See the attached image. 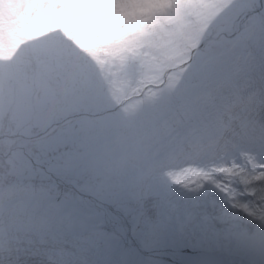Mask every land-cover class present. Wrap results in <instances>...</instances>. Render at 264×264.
<instances>
[{
	"label": "rangeland",
	"instance_id": "obj_1",
	"mask_svg": "<svg viewBox=\"0 0 264 264\" xmlns=\"http://www.w3.org/2000/svg\"><path fill=\"white\" fill-rule=\"evenodd\" d=\"M0 17L11 24L10 30L16 37L23 40L22 44L29 43L31 46L35 45V39L41 35L50 36L52 39L68 40L83 34L79 33L80 31H98L103 32L102 35L105 36L106 31L112 30L110 35H106L101 40L100 45L103 47L102 53L114 58L125 50L123 47L118 49L114 45L126 36L137 35L142 47L150 48V51H160V63L153 60L152 63L144 65L146 70L143 77L145 81L155 83V86H161L166 82L168 88L160 89L165 99L171 96L170 92L174 94L178 86L189 82L195 85L203 84L207 77L215 76L216 72L222 69L220 60L228 66L235 62L238 54L245 60L248 58L254 60L256 64L252 66V63L248 64L251 66L248 67L249 76L245 75L240 80L227 83L225 87H222V98L217 104H210V107L206 104L207 106L202 107L204 110L200 108H198L199 111L190 110V123L185 124L180 131L177 128L175 133H179L172 135L171 138L162 137L163 140L155 155H152V148L156 142L153 138L155 135L150 132L141 134L145 123L140 121L141 124H138L139 120L136 122V116L139 113L147 115V123L152 124L156 119L155 116L152 117L154 104L146 98V95L136 94L140 97L134 103L132 112L123 107L120 115L124 120L118 122L126 125L128 135L140 136L142 143H151V151L142 157L146 160L144 164L160 162L154 164L157 167L153 173L140 168L141 165L135 161L138 155L134 150L127 151L124 155L117 145L118 137L114 134L115 132L109 130L110 134L106 136V131L98 122L85 121L82 126H77L75 130H71V133L64 136V141H67L70 146L74 143L78 146L76 145L78 138H81V149L79 154L75 155L79 159H76L78 162L86 160L90 163V174L82 180L88 181L92 189L78 190L86 197L79 201L80 212L74 211L87 223L91 222L94 225V231H100L98 232L100 236L95 240L98 256L94 260L98 262L86 261V263L176 264L174 263L176 257L178 259L188 255L184 264H196V260L201 264L203 259L208 264H212L207 254L230 257L228 251L222 254V250L217 252L216 248L233 250V258H230L232 264H249L244 262V255L245 257L252 255L255 260L261 258L264 261V249L258 247L256 238H243L244 234L241 231H236L240 236L234 238L233 232L222 229L224 221L217 214L212 215L207 207H201L204 199L201 196L196 197L199 189L207 181L205 179L207 176L202 172L204 165L211 164L215 159L225 158L228 154L232 160H235L234 154L238 150L255 156L260 155L251 146L256 144L260 147L261 143H264V133L247 139L243 138L242 141L234 139L236 144H233L234 146L228 151L223 150L222 153L213 152L209 157L204 155L191 161H183L181 155L182 161L169 163L170 157L185 145L178 139L185 136L186 131L190 130L194 132L193 134L201 136L203 133H209L211 126H216L223 120L219 111H222L221 106H224L227 101L233 97L236 98L237 102H233L230 107L235 108L245 96L260 89L259 95L264 94V0H0ZM201 19L209 23H202ZM210 35L211 37L201 44V49L198 48L202 39ZM89 44L87 42L84 46H90ZM36 45H39V42ZM5 47L6 52L14 49L13 44L5 45ZM81 67H85L83 61H81ZM98 68L101 67L98 66ZM121 72L117 75L118 77L128 74L127 70L122 69ZM81 79L80 75L79 81ZM109 85L117 88L111 81ZM142 86L147 87L143 79L139 85L132 80L129 83L125 81L122 83L123 89L128 93H139ZM91 87L90 84L88 90L77 93L76 99L80 102H82L81 99H88L91 104H98V106L110 104L109 100H112L114 103L110 105L111 109L108 111H112V108L120 101L115 97L116 92L107 94L103 91L102 94L98 93L95 96L97 91H90ZM119 93L122 94V92ZM69 94L74 96L73 93ZM88 95L91 99L87 97ZM59 99L68 101L64 96H60ZM240 106L236 113L226 118L227 123L243 111L242 105ZM160 109V116L167 115L165 108ZM88 116L93 117L94 114ZM115 116L118 118L116 114ZM128 117L132 119L127 120ZM110 119L113 121V116ZM110 125L107 123L108 127ZM253 125L264 128V114L258 117ZM94 129L100 133L93 134L91 131ZM109 137L112 141L108 140ZM105 142H110V148L107 146V149L103 148L104 151L98 155V158H90L88 154H85L86 146ZM52 144L58 147L63 145L58 142ZM165 156L167 158H164ZM46 157L44 155V158ZM57 157L53 167L49 168L53 172L66 174L64 170H56L57 160L63 156L58 154ZM148 158L150 161L147 160ZM165 159H168V162L161 170V162ZM261 163H264L263 159L258 160V173H262L259 166ZM141 177L153 178L155 185L158 186L155 189L160 202L158 216L154 221L142 222L140 219L142 211L133 213L132 206L129 205L136 198L137 193L126 192V190L132 186L134 180ZM107 182L120 185L122 191L114 194L105 191L104 184ZM210 184L213 185L212 182ZM260 184L264 188V180ZM231 187L232 190L228 191L237 194L238 188ZM203 198H206V195ZM253 199L261 200L258 196ZM70 203L67 202L65 206H70ZM142 204L140 200L139 206ZM236 205L232 207L234 213ZM228 213L229 211H226L224 215ZM195 230L202 231L203 240L197 237ZM221 232L226 236L225 238L218 235ZM232 241H238V243L232 245ZM26 259L21 255V261L25 262ZM31 260L37 264L55 263L47 262L44 257L38 256H33ZM217 260L222 262L221 258ZM212 261L216 262V259Z\"/></svg>",
	"mask_w": 264,
	"mask_h": 264
},
{
	"label": "trees",
	"instance_id": "obj_2",
	"mask_svg": "<svg viewBox=\"0 0 264 264\" xmlns=\"http://www.w3.org/2000/svg\"><path fill=\"white\" fill-rule=\"evenodd\" d=\"M5 29L4 22H0V231L5 227L22 225L27 229L35 228L41 233L47 225L58 226L64 221L66 226L76 225L77 229L87 230V234L83 235L91 243L97 236L93 230L94 225L91 222L87 223L74 212L75 210L80 212L79 201L86 197L80 194L78 189L86 188L89 191L92 189L88 181L82 180L90 174V163L86 160L78 162L79 158L75 156L81 149V138H78L76 144L78 146H75V143L70 146L64 141V136L77 126H82L85 121L98 122L106 131V136L112 130L115 132L118 137L117 145L124 155L127 151L134 150L138 159L134 155L133 157L141 165L140 168L150 172L149 168L143 167L146 160L142 157L151 151V143H142L140 136L128 135L126 125L118 122L124 120L120 115L123 107L132 112L134 103L140 97L136 94L146 95L154 104L152 117L155 116L156 119L153 123L148 124V116L139 113L136 122L139 120L138 124H141L140 121L145 123L141 134L150 132L155 135L153 138L156 142L152 148V155H155L163 140L162 137H167L174 129L190 123V110L199 111L198 108L203 109L206 104L207 107H210V104H217L222 98V87L240 80L245 75L248 76L250 74L248 67L256 64L249 58L243 59L240 54L236 55L238 57L235 62L229 66L220 60L222 69L216 72L215 76L207 77L203 84L195 85L189 82L178 86L175 93L169 91L171 96L165 99L160 89L168 88L166 82L161 86H155V83L147 82L143 77L146 70L144 65L152 63L153 60L160 63V51H150V48L142 47L137 35L120 39L114 46L118 49L123 47L125 50L114 58L102 53L103 47L100 45L101 40L110 35L112 30L106 31L105 36L102 35L103 32L80 31L79 33L83 34L68 40L41 35L35 39V45L31 46L29 43L22 44L23 40L12 32L5 34ZM86 41L90 46H84L87 44ZM37 42L39 45H36ZM11 44L14 45V49L6 52L5 45ZM81 61L85 67H81ZM250 63L251 66L248 65ZM188 67L189 65L186 69ZM122 69L127 70L128 74L118 77ZM80 75L82 79L79 81ZM142 79L147 87L142 86L139 93H128L122 87L124 81L129 83L132 80L139 85ZM110 81L117 88L109 85ZM90 84L92 85L90 91H97L95 96L105 91L107 94L116 92L115 97L118 100L126 97L128 99L112 111H108L114 103L112 100H109L110 104L105 103L103 106L91 104L88 99L78 101L76 99L78 94L88 90ZM69 93H73L74 96ZM60 96L66 97L68 101L59 99ZM87 97L91 99V96ZM232 103L233 101H227L225 105L230 106ZM160 108H165L167 115L160 116ZM89 114L94 116L90 117ZM112 116L113 121L110 119ZM107 123L111 125L108 127ZM91 132L100 133L96 129ZM108 140H111V137ZM56 142L63 145L58 147L52 144ZM109 143L90 144L83 148L85 147V154L90 158H98L104 151L103 148L109 147ZM58 154L63 157L57 160L58 165L55 168L64 170L66 174L53 172L49 168L53 167ZM44 155L47 157L44 158ZM147 160L150 161L149 158ZM117 185L107 182L104 184V190L113 194L119 193L122 188ZM131 185L126 192L137 193L136 198L129 204L133 213L142 211L140 216L142 222L154 221L158 216L160 202V197L156 195L155 187L158 186L155 185L154 179L141 177L134 180ZM140 200L143 202L141 206ZM67 202H71L68 207L65 206ZM35 246L37 249V243ZM85 251L83 248L74 255L81 256Z\"/></svg>",
	"mask_w": 264,
	"mask_h": 264
},
{
	"label": "bare ground",
	"instance_id": "obj_3",
	"mask_svg": "<svg viewBox=\"0 0 264 264\" xmlns=\"http://www.w3.org/2000/svg\"><path fill=\"white\" fill-rule=\"evenodd\" d=\"M251 147H253V150L258 151L260 155L255 156L250 153L248 154L244 151H240L243 157L242 160L249 157L251 158V164L246 163L245 165H241L237 160H232L228 155L219 160L215 159L211 164L204 165L202 172L205 176H207V178H205L207 181L205 182L206 185L203 183L204 185L201 189H199V193L196 197L201 196V198L204 199L201 204L202 208L207 207L212 215L217 214L224 221L222 229L233 232L234 238H238V236H240L236 231H241L244 234L242 235L243 238H256V240H258L256 243L258 247H262L264 249V200L253 199L260 194L264 195V188L260 184L261 181L264 180V173L257 172L258 160H264V145H260L259 147L255 144V146ZM226 177L229 178L228 181L230 185L234 187H236L237 181L242 182L243 189L240 191H250V197L246 200L240 198L238 194H235L234 192H229L228 190H232V187L228 190H224L217 180L219 178ZM210 182H212L213 185H211ZM205 195L206 198H203ZM241 201L242 203L246 202V204H243L242 211L236 214L237 212L234 213L232 207ZM226 211H229V213L224 215V212ZM195 233L198 234L197 237H199L200 240H203L204 234L201 230H195ZM218 235L221 238L226 237L223 232L218 233ZM239 242L242 243L243 241ZM231 243L232 245L237 244L238 241H232ZM228 244L230 245V243ZM93 247L97 248V246ZM258 247H256V249H258ZM216 249L217 252L222 250V254H225V252L228 251L230 253V257H226L227 261L225 263H220L217 259L225 256H217L216 254L210 253L206 255L208 259H210V263L232 264L230 258H233V250H227L225 248ZM250 257L253 256L250 255ZM244 258H246L245 255ZM212 259H216V262H213ZM205 263L208 264L206 261Z\"/></svg>",
	"mask_w": 264,
	"mask_h": 264
}]
</instances>
